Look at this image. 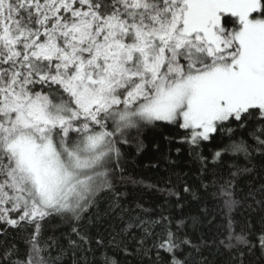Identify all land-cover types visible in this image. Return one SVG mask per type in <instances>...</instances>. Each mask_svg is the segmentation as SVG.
<instances>
[{"label": "snow or ice", "instance_id": "1", "mask_svg": "<svg viewBox=\"0 0 264 264\" xmlns=\"http://www.w3.org/2000/svg\"><path fill=\"white\" fill-rule=\"evenodd\" d=\"M158 122L183 130L192 151L212 142L213 161L264 155V0H0V264H56L53 246L66 249L46 235L51 221L78 224L105 192L119 200L117 181L135 182L124 147ZM231 169L203 187H218L226 210L220 244L253 247L231 217L236 177L251 169ZM183 227L163 216L125 224L136 247L119 251L206 264ZM9 229L28 232L24 251ZM257 239L264 250V232ZM67 243L82 253L74 264H120L78 227Z\"/></svg>", "mask_w": 264, "mask_h": 264}, {"label": "trees", "instance_id": "2", "mask_svg": "<svg viewBox=\"0 0 264 264\" xmlns=\"http://www.w3.org/2000/svg\"><path fill=\"white\" fill-rule=\"evenodd\" d=\"M183 135V130L167 122L145 128L139 137V144L134 141L124 147L126 170L123 175L135 182L128 179L117 181L119 200L112 193L105 192L95 207L86 215L82 214L78 224L67 219L51 221L54 231L46 235L58 238L59 244L66 249L61 254L60 249L53 246L51 257L56 258V264H74V260H79L82 255L76 251L73 256L72 251L67 250V234L72 227H78L81 235L90 239L93 249L97 247L95 241L103 239L107 250L116 256L120 264H153L154 253L126 254L119 249L127 244L128 252L132 253L136 247L124 230L125 224L159 221L162 216L169 218L174 231L177 221L184 222L181 236L187 234L200 248L198 255L193 253L194 261L204 260L206 264H264V250L257 239L264 232V202L257 203L264 201V193L259 191L264 185V155L256 153L250 161L242 155L213 161L215 147L212 142H204L200 149L192 151L188 144L181 141ZM197 152L207 158L204 173L201 172L202 164ZM233 164L240 169H251L236 177L234 196L237 204L231 217L235 231L249 233L248 239L253 247L241 242L226 249L220 244L226 235V210L223 209L222 199L213 195L218 187H203L204 184L211 185L214 179L219 180L221 176L227 177L230 170H235L231 169ZM185 183L190 186L191 192L183 191ZM169 187L178 191L180 197L161 191ZM114 204H118L119 208L113 210ZM153 230L160 232L162 228L158 225ZM131 231L140 239L143 227L132 228ZM27 235V231L9 229L10 243H17L21 251H24L23 241ZM72 239L77 237L73 235ZM0 240H3L2 236ZM83 246L88 247L87 244ZM188 251L191 250L186 249L185 254Z\"/></svg>", "mask_w": 264, "mask_h": 264}]
</instances>
